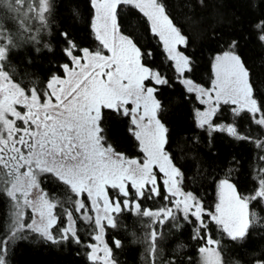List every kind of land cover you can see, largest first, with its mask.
I'll return each instance as SVG.
<instances>
[{
	"label": "snow or ice",
	"instance_id": "1",
	"mask_svg": "<svg viewBox=\"0 0 264 264\" xmlns=\"http://www.w3.org/2000/svg\"><path fill=\"white\" fill-rule=\"evenodd\" d=\"M85 5L88 44L78 0H0V264L22 242L83 264L138 246L144 264H264V0H185L184 20L170 0ZM217 135L252 161L218 160Z\"/></svg>",
	"mask_w": 264,
	"mask_h": 264
},
{
	"label": "trees",
	"instance_id": "2",
	"mask_svg": "<svg viewBox=\"0 0 264 264\" xmlns=\"http://www.w3.org/2000/svg\"><path fill=\"white\" fill-rule=\"evenodd\" d=\"M78 2L81 5L83 18L76 21L74 33L83 43L88 44L91 41V37L86 27L88 12L85 5V0H78ZM170 4L176 15L181 20H184L185 14L188 12V9L184 6L185 0H170ZM229 11L231 12V9H229ZM230 30L231 29H226V31ZM189 31L194 32L197 43L199 44L203 33L199 29H193L192 27H189ZM213 46V43L207 39L204 40V58L202 63L205 67V79L207 78L208 52ZM245 51L250 58V62L255 60L258 52V49H256L255 45H249ZM179 92L180 88L179 85H177L175 92L169 90L168 95L175 97L179 94ZM189 110V105L186 103H180L179 107H176L175 110L171 111L168 115V120L171 122V125L177 129V131H184L190 127L191 118L189 115ZM123 127L124 125L119 123L115 125V130L117 131L118 138L120 139L121 149L131 157H139L140 153L136 147V142L122 134ZM215 146L217 152L219 153L217 159L221 161L230 156H237L245 162H251L254 155L253 146L251 144L235 142L225 135H217ZM209 195H211V190H209ZM131 227L132 225L130 224L129 228L131 229ZM121 234L124 235L123 232ZM252 243L255 245L258 244L259 241H253ZM142 251V246L132 247L130 250L126 248L120 254L122 264L124 261H127V264H144ZM194 258L197 260V264H199V257L196 256ZM14 264H83V260L82 258L76 257L73 252L68 249L57 252L53 246L41 248L27 242H22L16 249Z\"/></svg>",
	"mask_w": 264,
	"mask_h": 264
}]
</instances>
